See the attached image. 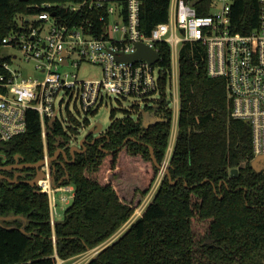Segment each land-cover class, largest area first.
Returning <instances> with one entry per match:
<instances>
[{
    "label": "trees",
    "instance_id": "trees-1",
    "mask_svg": "<svg viewBox=\"0 0 264 264\" xmlns=\"http://www.w3.org/2000/svg\"><path fill=\"white\" fill-rule=\"evenodd\" d=\"M81 1L0 0V52L20 15L40 12L49 2L63 17L64 4ZM205 1L206 7L197 6L200 15L210 11ZM169 2L143 0L140 27L146 35L168 20ZM231 7L234 31L248 33L258 25L257 0H233ZM158 45L164 74L155 105L141 111L132 105L135 118L118 119L112 110L102 138L92 143L95 136L88 135L86 150L75 153L72 163L62 155L52 162L54 183L74 190L62 219L51 225L48 195L36 186L0 178V264H56V257L65 260L103 244L133 216L160 172L149 147L161 164L171 136V49ZM204 54L193 43L179 51V118L166 167L171 179L164 173L140 216L85 264H264V163L254 162L249 124L230 114L227 78L207 75ZM26 120V131L1 149L7 163H15V155L29 164L44 157L38 113L28 111ZM47 137L53 156L56 143L63 147L70 136L56 124ZM22 170L21 180L35 176L34 169Z\"/></svg>",
    "mask_w": 264,
    "mask_h": 264
},
{
    "label": "built area",
    "instance_id": "built-area-1",
    "mask_svg": "<svg viewBox=\"0 0 264 264\" xmlns=\"http://www.w3.org/2000/svg\"><path fill=\"white\" fill-rule=\"evenodd\" d=\"M142 2H68L64 4L67 14L63 17L52 9V3L46 2L40 12L20 15L16 29L2 39L1 49L8 52L0 57V151L5 143L26 131V114L35 110L40 119L44 155L39 167L44 177L35 186L48 195L51 208L55 205L56 191L71 188L53 185L47 135L58 124L70 136L60 148L78 146L81 124L72 110L79 116L93 115L107 105L111 95L119 99L133 98L137 100L133 106L139 108L155 105L164 74L158 63L159 43L170 46L172 62L166 90L170 107L173 104V138L162 167L166 168L169 163L177 134L179 81L176 72L184 43L204 47L203 61L208 76L227 78L228 96L232 100L230 114L249 124L254 158L264 156V0H257L258 25L243 34L230 25L233 0H210L207 15L198 14L197 8L206 7L205 0H170L168 20L154 24L151 33L146 35L140 27ZM137 42L157 51L158 60L152 64L144 59L133 62L117 59L119 55L135 53ZM13 62H17L15 67ZM83 64L102 67V79L80 80L78 70ZM70 66L75 70H64ZM23 67H31L35 73L24 74ZM163 168L160 172L164 175ZM60 200L68 202L66 196ZM56 259V264H70L59 257Z\"/></svg>",
    "mask_w": 264,
    "mask_h": 264
},
{
    "label": "rangeland",
    "instance_id": "rangeland-1",
    "mask_svg": "<svg viewBox=\"0 0 264 264\" xmlns=\"http://www.w3.org/2000/svg\"><path fill=\"white\" fill-rule=\"evenodd\" d=\"M7 52H8L7 49H3L2 52L0 53V57L4 56ZM16 63L17 62H13L14 67H15ZM83 65L84 66H81L80 69L78 70V78L80 80L84 81V80H100V79H102V67H99L97 65H92V64H83ZM64 70L65 71L66 70L74 71L75 69H74V67L70 66ZM174 70L176 72L177 68H175ZM23 72H24V74H30V73L34 74L35 73L31 67L30 68L29 67H23ZM176 73H177L176 75L178 76V72H176ZM176 80H178V79H176ZM136 101L137 100H135L133 98H120L119 99V98L114 97V95H111V99H109L107 101L106 106L104 105L95 114L87 115L85 117L82 114L79 116L71 108V110L74 114L73 115L74 118H76V120L81 124L79 132L77 134L78 139L81 140L84 137L85 133L88 131V129L97 123H100L102 125V128L100 130V134H103V132H105L111 124L112 118L110 117V114H111L112 110L115 111V117L118 119H121L126 114L135 118L137 116V114L132 111V105ZM172 105H171V107H173ZM143 107L140 108V111L143 109ZM85 120H88L89 123L88 124H87V122L84 123ZM171 128H172V126H171ZM170 134H171V136H170L168 145L170 144V142L173 138L172 129L170 130ZM170 157L171 156H169L168 161L170 160ZM131 164H132V166L136 165L135 163H132V162H131ZM162 177H163V174L161 172H159L158 177L155 180V182L153 183V185L151 186V189L149 190L148 194L141 200L139 205H137L138 207H137L135 213L133 214V216L129 219V221L125 224V226L117 234H115L111 238L107 239L103 244H100L99 246H97L95 248L89 249V252L86 251V252L71 256V258L65 259V261H68V263H70V264L71 263L85 264L86 262H88L90 257L94 256L100 249L107 246L108 243H111V241H113L118 235H120L124 231V229H126L130 225V223L133 220H135L138 216H140L141 212L147 206V203L150 201V199L152 198V196L154 195V193L158 189V184L160 183ZM124 184H126V180L124 181ZM71 193H72L71 190L63 191V192L62 191H56V194H55L56 201H55L54 208H51V206H50L51 214H52L51 215V221L53 220V222H54V220H58V219L60 220L63 218L64 211H65L66 207H68L70 205V202L72 200ZM61 196H66V198L68 199V202L61 201L60 200Z\"/></svg>",
    "mask_w": 264,
    "mask_h": 264
},
{
    "label": "water",
    "instance_id": "water-1",
    "mask_svg": "<svg viewBox=\"0 0 264 264\" xmlns=\"http://www.w3.org/2000/svg\"><path fill=\"white\" fill-rule=\"evenodd\" d=\"M53 14H55V12H53ZM137 50L135 53L130 54V55H119V57L117 58L118 60H125V61H137L138 59H144L149 63H155V61L158 60V53L157 51L153 50L152 48H150L149 46L145 45L142 42H137ZM65 63V61H64ZM102 128V125L100 123H97L93 126H91L88 131L85 133L84 137L80 140L79 145H73L70 146L69 148V154H71L72 158L69 160L68 159V154H66V151L63 150L62 148L59 147V142L56 143V146L58 147L53 156H51L49 162H53L56 161L60 155H62L64 157V159L67 161V163H72L75 159V153H82L86 150V146L88 143V135H93L95 136V139L92 141V143L95 142L96 139L102 138L104 136V132L103 134H100V130ZM102 147V145L100 146V148ZM149 152L151 154V158L153 160V162L155 163V165L157 167H159V169L163 168L161 164H157L156 160H155V156H154V152H152V148L149 147ZM0 156H4L2 153H0ZM20 156L15 155V160L16 163L13 165H7V166H0V178L6 179L8 182H10L11 184H16V183H26L28 185H30L31 187H34L37 183V181L41 178L44 177V174L41 172L40 170V166L43 164V160H40L38 162H35L33 164H29V163H20ZM254 162L258 163V162H263L264 163V156H258L254 158ZM15 169H34L35 171V176L33 177V179L31 180H19L17 179V175H19L18 173H16V176L14 179H10L6 176H4L3 174H1V171L4 170H15ZM165 173H167L169 179L170 178V172L168 169L163 168ZM238 169L234 168L231 170V174L236 173ZM68 175H66L65 178H67ZM61 183V181H59L57 184L54 183V178H53V185L54 186H59ZM175 181H171V184H174ZM93 257V256H92Z\"/></svg>",
    "mask_w": 264,
    "mask_h": 264
},
{
    "label": "flooded vegetation",
    "instance_id": "flooded-vegetation-1",
    "mask_svg": "<svg viewBox=\"0 0 264 264\" xmlns=\"http://www.w3.org/2000/svg\"><path fill=\"white\" fill-rule=\"evenodd\" d=\"M0 153H2L4 155V156H0V166L13 165V164L16 163V160H15V163H7L6 162L7 156L3 152H1V151H0ZM4 172H11V173H13L14 174V177L12 179H14L15 176H16V173H18L19 175H17V179H19V180H21L20 177L23 176V174H24L22 169L4 170V171H1V174H3L4 176L8 177L6 174H4Z\"/></svg>",
    "mask_w": 264,
    "mask_h": 264
},
{
    "label": "crops",
    "instance_id": "crops-1",
    "mask_svg": "<svg viewBox=\"0 0 264 264\" xmlns=\"http://www.w3.org/2000/svg\"><path fill=\"white\" fill-rule=\"evenodd\" d=\"M61 186H62V185H61ZM69 187L71 188V189H70V190L72 191L71 196L73 197V195H74L73 186L69 185L68 188H69ZM62 192H63V191H62ZM49 208H50V206H49ZM51 215H52V214H51Z\"/></svg>",
    "mask_w": 264,
    "mask_h": 264
}]
</instances>
